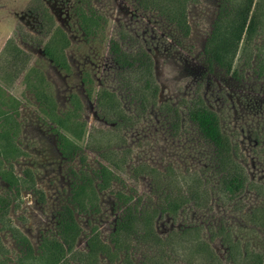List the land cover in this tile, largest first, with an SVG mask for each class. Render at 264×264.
Segmentation results:
<instances>
[{
  "label": "rangeland",
  "instance_id": "obj_1",
  "mask_svg": "<svg viewBox=\"0 0 264 264\" xmlns=\"http://www.w3.org/2000/svg\"><path fill=\"white\" fill-rule=\"evenodd\" d=\"M237 1L188 0L183 34L167 20L166 0H0V135L8 141L0 172L14 177L12 186L0 177V264H45L42 238L55 235L66 204L79 227L67 264H96L77 254L90 237L105 246L97 264H264V0H252L258 28L228 71L208 65L203 52L214 20ZM89 10L99 17L93 38L78 24ZM55 29L66 45H51ZM123 35L124 46L152 59L157 95L144 111L108 53L109 39ZM45 45L62 50L66 70L43 55ZM84 73L94 91L113 93L123 116L102 115L84 92ZM196 97L217 116L246 174L234 199L219 194L213 148L187 118ZM57 131L75 145L71 159L60 155ZM103 165L110 181L99 189ZM83 179L95 198L81 210L69 196ZM128 210L142 217L135 229L144 235L116 233ZM16 232L36 260L23 258Z\"/></svg>",
  "mask_w": 264,
  "mask_h": 264
},
{
  "label": "trees",
  "instance_id": "obj_2",
  "mask_svg": "<svg viewBox=\"0 0 264 264\" xmlns=\"http://www.w3.org/2000/svg\"><path fill=\"white\" fill-rule=\"evenodd\" d=\"M84 2L85 0H79ZM188 0H166V18L183 34H187L188 25L186 22V3ZM164 5V6H165ZM78 24L86 38L96 36V28L99 27V17L92 10L83 11L78 15ZM258 18L252 6V0H238L233 6L224 8L214 20L211 31L205 40L203 52L208 65H217L228 71L231 61L237 52V49H243L250 44L258 28ZM58 38L60 44L66 45L62 32L55 29L49 42L54 43ZM131 38V37H130ZM126 37H120V41L109 39L108 53L114 62L117 80L127 90V93L135 100L139 110L144 111L150 102L155 101L157 95V85L153 78V63L150 55L142 48H132L124 46ZM134 41L133 39H131ZM45 45L43 55L58 69L66 70L67 64L62 55V50L55 51ZM84 92L88 97H95L97 108L105 117L111 116L115 120L119 116L121 110L113 95L106 89H98L94 91L90 88L91 80L88 74L84 73L81 77ZM93 95V96H92ZM46 100L47 97L43 96ZM104 118V117H103ZM188 120L195 126L200 137L210 144L214 151V161L220 172L218 182L219 194L231 200L238 197L246 183V174L243 168L234 161L231 153V145L228 138L221 132L217 116L209 110L201 100L194 98L187 111ZM107 120V119H105ZM57 126H61L60 119L54 121ZM5 140L0 149V155L4 158V147L7 146V139L1 134ZM57 149L60 155L65 159H71L75 153V145L67 140L60 131L56 132ZM107 162L106 157L103 159ZM108 163V162H107ZM109 171L106 166L101 167L100 183L97 185L99 189L107 187L110 179ZM0 177L9 185L14 184V177L7 171L0 172ZM194 187L189 185L185 188V195L192 196ZM31 190L41 195L40 191ZM90 194V197L89 195ZM94 191L90 183L83 179L78 185L71 189L69 203L74 208L83 210L86 203H91V198H95ZM94 196V197H93ZM172 208V207H171ZM173 210V208H172ZM142 217L132 215L128 210L123 215V219L119 222L116 233H123L130 236L131 233H141L144 235L146 230H136L138 222ZM56 233L51 237H43L40 244L38 258L45 261V264H67L64 257L67 253L75 252L74 244L79 234V227L73 217L72 208L69 205H62L55 214ZM151 231V227H150ZM14 240L22 251L23 258L36 260L37 257L32 255V249L27 239L16 232ZM105 248L96 237H90L87 241V252L78 253L83 256L80 263H88L93 261L97 264V255L101 253V249ZM100 251V252H99ZM64 262V263H63Z\"/></svg>",
  "mask_w": 264,
  "mask_h": 264
}]
</instances>
